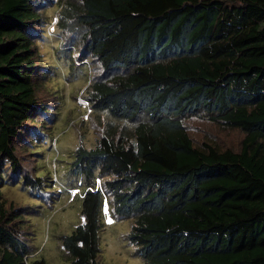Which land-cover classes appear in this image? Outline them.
Returning a JSON list of instances; mask_svg holds the SVG:
<instances>
[{"label":"trees","instance_id":"1","mask_svg":"<svg viewBox=\"0 0 264 264\" xmlns=\"http://www.w3.org/2000/svg\"><path fill=\"white\" fill-rule=\"evenodd\" d=\"M47 2L0 0V264H27L31 250L29 218L3 191L14 184L37 196L49 184L41 157L29 173L20 155H42L34 131L51 145L45 114L61 111L40 94L58 63L44 61L32 36ZM57 2L64 26L70 16L84 30L88 56L62 70L74 79L91 58L113 72L89 81L88 105L135 122L73 152L67 176L87 189L81 222L59 236L69 264H101L107 199L111 216L131 218L126 237L144 264H264V0ZM195 116L239 130V146L194 142L185 121Z\"/></svg>","mask_w":264,"mask_h":264},{"label":"rangeland","instance_id":"2","mask_svg":"<svg viewBox=\"0 0 264 264\" xmlns=\"http://www.w3.org/2000/svg\"><path fill=\"white\" fill-rule=\"evenodd\" d=\"M49 5L50 3L47 2L41 9L44 27L32 36L38 42L37 48L42 53L44 61L51 60L55 64L58 63L59 72L54 73L52 78L44 79L47 88L42 87L40 94L47 102L50 112H54L58 107L61 111L54 117L53 114H45V118L54 125L52 133L54 140L51 145H47L49 143L46 142L47 136L40 131H34V143H43L42 155L20 151L21 161L29 173L37 172L34 164L41 157L38 172L49 173L47 179L49 184L45 191H37V196L30 191L15 187L14 184L5 188L2 194L8 201V205L10 201L12 202V205L11 203L9 205L12 208L11 211L24 213L22 217L25 218L26 223V217L29 218L28 243L31 250L27 264H32L33 260L39 258H44L50 264H69L59 242V236L70 234L81 222L82 196L87 189L80 180L67 176L66 170L73 159V152L79 145L92 147L99 136L108 134L109 131L116 134L127 130L132 131L135 123L113 118L104 112L92 111L84 91L89 81L95 75H102L103 71L90 60L91 58H88L87 66L77 72L74 79H70L68 68L62 70L65 64H69L68 61L77 68L85 65L83 59L86 60L85 57L88 56L86 54L82 56L79 52V39L84 30L70 16V23L64 26L60 18L61 5L57 0H53L51 6ZM44 32L50 33L51 36L44 35ZM52 48H61L59 52L62 53L56 56ZM64 49L70 52L71 56L65 57ZM110 74L105 73L103 77ZM47 89H55L59 98L52 97ZM185 125L194 142L208 139L223 148H237L243 137L239 130L224 128L215 125L209 119L197 116L188 118ZM103 213L100 263L144 264L141 256L136 253L135 246L126 237L130 230L131 218L111 216L108 199L105 200Z\"/></svg>","mask_w":264,"mask_h":264},{"label":"snow or ice","instance_id":"3","mask_svg":"<svg viewBox=\"0 0 264 264\" xmlns=\"http://www.w3.org/2000/svg\"><path fill=\"white\" fill-rule=\"evenodd\" d=\"M109 222H111V221H109Z\"/></svg>","mask_w":264,"mask_h":264}]
</instances>
